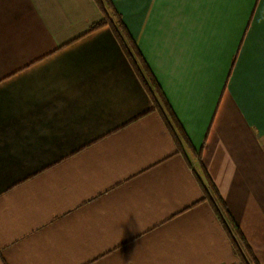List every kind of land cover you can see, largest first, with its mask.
I'll return each instance as SVG.
<instances>
[{
	"label": "crops",
	"instance_id": "crops-1",
	"mask_svg": "<svg viewBox=\"0 0 264 264\" xmlns=\"http://www.w3.org/2000/svg\"><path fill=\"white\" fill-rule=\"evenodd\" d=\"M110 2L181 148L94 0H0V264H245L203 172L264 264V0Z\"/></svg>",
	"mask_w": 264,
	"mask_h": 264
},
{
	"label": "trees",
	"instance_id": "trees-1",
	"mask_svg": "<svg viewBox=\"0 0 264 264\" xmlns=\"http://www.w3.org/2000/svg\"><path fill=\"white\" fill-rule=\"evenodd\" d=\"M94 2L96 3L98 9L102 14V19L92 24L89 27L86 35L103 27H108L110 29L112 35L114 36L120 49L122 50L124 56L126 57L130 67L132 68L136 78L139 80L140 84L146 91L147 95L150 97V100L154 108L160 113L161 117L166 121L168 128L169 125H171V128L173 129V130L171 129V131L176 146L178 148H181L179 135L182 133V131L178 123L175 121L172 112L169 110L167 104L165 103L163 94L161 93L159 86L156 84L154 77L149 71V68L146 66L145 62L143 61L142 57L140 56L136 48L135 43L130 38L126 28L124 27L122 21L120 20V16L115 14V12L113 11V7L110 0H94ZM108 11L112 13L111 16ZM112 17L114 18V20L112 19ZM202 176H203L202 180L198 177L200 187L202 188L204 194L202 200L207 201L209 203L216 216H218V218L222 221V224L224 225L227 232L229 230V227L227 226L228 225L230 226L231 232L229 231L228 233H230V236H232L231 235L232 233L236 237L238 245H235L234 241L233 244L236 247L238 256L240 257L241 261L246 264L245 256L241 252L240 246L244 249L247 256H249L250 254L243 242V239L241 238L240 232L232 222L225 208L224 203L220 198L216 196L213 186L210 180L208 179L206 173L203 172ZM223 219L228 222V225ZM251 264H256V263L252 261Z\"/></svg>",
	"mask_w": 264,
	"mask_h": 264
},
{
	"label": "rangeland",
	"instance_id": "rangeland-1",
	"mask_svg": "<svg viewBox=\"0 0 264 264\" xmlns=\"http://www.w3.org/2000/svg\"><path fill=\"white\" fill-rule=\"evenodd\" d=\"M110 13V16L112 15V13L110 11H108ZM112 19L114 20V18L112 17Z\"/></svg>",
	"mask_w": 264,
	"mask_h": 264
}]
</instances>
